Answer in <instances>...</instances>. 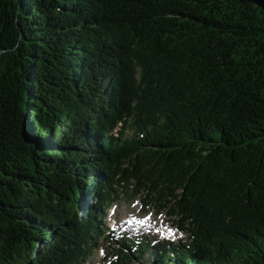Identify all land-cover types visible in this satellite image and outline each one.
<instances>
[{
    "label": "trees",
    "instance_id": "obj_1",
    "mask_svg": "<svg viewBox=\"0 0 264 264\" xmlns=\"http://www.w3.org/2000/svg\"><path fill=\"white\" fill-rule=\"evenodd\" d=\"M139 195L188 238L117 263L264 264V11L0 0V264H86Z\"/></svg>",
    "mask_w": 264,
    "mask_h": 264
},
{
    "label": "rangeland",
    "instance_id": "obj_2",
    "mask_svg": "<svg viewBox=\"0 0 264 264\" xmlns=\"http://www.w3.org/2000/svg\"><path fill=\"white\" fill-rule=\"evenodd\" d=\"M106 220L110 233L100 241L99 249L86 264H128L116 261L115 249L123 236L146 238L153 244L167 240L184 243L188 238V233L182 232L177 226L176 216L171 215L167 209L159 211L153 205L145 206L140 195L136 198L123 196L109 206ZM137 257L133 261L138 264H152L149 252Z\"/></svg>",
    "mask_w": 264,
    "mask_h": 264
},
{
    "label": "water",
    "instance_id": "obj_3",
    "mask_svg": "<svg viewBox=\"0 0 264 264\" xmlns=\"http://www.w3.org/2000/svg\"><path fill=\"white\" fill-rule=\"evenodd\" d=\"M241 3H251L264 11V0H240Z\"/></svg>",
    "mask_w": 264,
    "mask_h": 264
}]
</instances>
